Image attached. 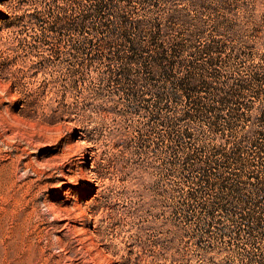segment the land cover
Segmentation results:
<instances>
[{"label":"rangeland","instance_id":"rangeland-1","mask_svg":"<svg viewBox=\"0 0 264 264\" xmlns=\"http://www.w3.org/2000/svg\"><path fill=\"white\" fill-rule=\"evenodd\" d=\"M227 2L260 28L237 54H214L220 80L235 68L264 77V0ZM198 9L208 25L218 11ZM71 12L70 0H0V264H264V192L250 184L264 153L237 168L213 147L227 136L180 119L175 100L151 121L126 94L138 64H74L73 30L55 27ZM174 53L204 64L191 45ZM258 86L237 134L264 130Z\"/></svg>","mask_w":264,"mask_h":264},{"label":"trees","instance_id":"trees-1","mask_svg":"<svg viewBox=\"0 0 264 264\" xmlns=\"http://www.w3.org/2000/svg\"><path fill=\"white\" fill-rule=\"evenodd\" d=\"M70 1V16L58 15L55 27L57 30H73L74 64H94L99 60L102 64H138V74L126 94L148 108L151 121L160 118L161 110L170 109V102L175 100L181 104L177 108L180 119L186 122L204 119L212 135L227 136L225 144H213V147L222 157L232 160L237 168L251 161L250 155L260 157L264 153L263 129L257 128L251 136L237 134L241 132L239 130L233 131L243 109H248L243 98H260L262 90L258 84L264 80L263 73L252 71L241 74L235 68L233 72L237 74V79L230 83L220 80L223 74L219 67L227 64H219L221 57L214 55L223 52L225 46L229 53L237 54L244 44L243 34L250 28L253 31L260 28V22L253 20L247 6L240 7L239 13V6L232 12L227 0H188L185 4L176 0ZM215 4L216 9L213 7ZM200 6L221 9L222 12H208L206 15H210L211 20L208 25L198 9ZM207 32L216 34L206 36ZM187 45L204 54L200 58L204 64H197L199 62L194 59H188L186 63L176 60L174 52ZM94 46L100 49L99 54L92 53ZM139 85L142 87L140 90L137 88ZM148 98L153 99L154 109L144 103ZM260 116H264V105ZM246 126L241 125L244 129ZM181 133L190 135L191 130L186 126ZM230 137L235 138L231 140ZM244 139L252 145L250 151L241 149L240 142ZM190 154L195 163H202L194 152ZM250 184L264 192V177H257L256 182L250 181ZM246 211L255 214L254 209Z\"/></svg>","mask_w":264,"mask_h":264}]
</instances>
